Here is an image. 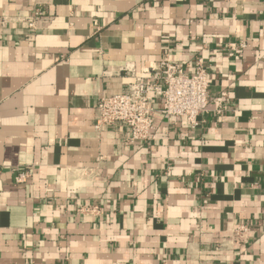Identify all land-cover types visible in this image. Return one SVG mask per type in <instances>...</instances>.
I'll return each mask as SVG.
<instances>
[{
    "label": "crops",
    "instance_id": "crops-1",
    "mask_svg": "<svg viewBox=\"0 0 264 264\" xmlns=\"http://www.w3.org/2000/svg\"><path fill=\"white\" fill-rule=\"evenodd\" d=\"M34 6L36 32L0 21V264H264V0H0V20ZM167 57L206 60L200 125L158 100L151 140L97 131L100 97Z\"/></svg>",
    "mask_w": 264,
    "mask_h": 264
},
{
    "label": "built area",
    "instance_id": "built-area-1",
    "mask_svg": "<svg viewBox=\"0 0 264 264\" xmlns=\"http://www.w3.org/2000/svg\"><path fill=\"white\" fill-rule=\"evenodd\" d=\"M44 11L33 7V13L3 16L2 23L13 21L24 24L27 31L38 30V20ZM232 55V54H231ZM149 67H152L150 69ZM149 65L144 73L134 75L128 88L118 94L100 97L95 129L103 132L109 127H122L127 131V141L144 143L152 139L155 126L156 102L161 100L159 112L176 120H184L192 128L200 125V117L209 111L210 79L206 60L200 57L194 69L183 61L162 59L157 66ZM30 177V171L21 170L16 176L17 182ZM247 230L245 225L236 226L234 234Z\"/></svg>",
    "mask_w": 264,
    "mask_h": 264
}]
</instances>
